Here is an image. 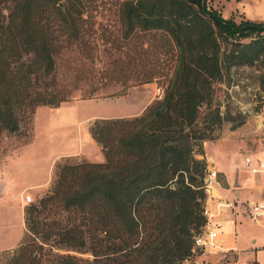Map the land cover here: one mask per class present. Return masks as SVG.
<instances>
[{
  "label": "trees",
  "instance_id": "obj_1",
  "mask_svg": "<svg viewBox=\"0 0 264 264\" xmlns=\"http://www.w3.org/2000/svg\"><path fill=\"white\" fill-rule=\"evenodd\" d=\"M10 1L8 15L0 8V128L15 133L17 110L31 113L66 100L30 95L35 69L49 75L55 68L51 32L40 19L44 7H56L65 23L81 10L60 7V0ZM208 1L126 2L122 21L129 30H165L176 46L163 97L138 115L93 121L89 133L105 162L60 168L53 190L26 210L34 248H19L11 264H181L192 256L194 236L205 223L203 143L231 118L209 107L212 84L223 67L261 63L264 70V22L225 18ZM204 105L209 108L200 114ZM57 205L72 217L47 222ZM50 241L86 249L92 259L46 251Z\"/></svg>",
  "mask_w": 264,
  "mask_h": 264
},
{
  "label": "rangeland",
  "instance_id": "obj_2",
  "mask_svg": "<svg viewBox=\"0 0 264 264\" xmlns=\"http://www.w3.org/2000/svg\"><path fill=\"white\" fill-rule=\"evenodd\" d=\"M128 1L136 2L60 0V7L72 5L81 10L68 23L61 20L56 7H44L40 19L51 32L55 68L49 75L35 69L30 95H56L66 100L57 107L38 105L31 113L29 109L17 110L21 121L15 133L0 128V264H11L19 248H34L37 241L31 234L27 237L23 219L25 222L30 205H38L53 190L61 167L100 163L90 160L105 162L103 153L89 146L83 137L93 121L115 115L118 116L110 118L132 117L120 114L135 113L145 101L158 100L155 88L165 89L168 84L176 63L174 41L162 29L129 30L127 22L122 21ZM208 5L223 17H232V0H211ZM12 7L10 0L0 5L5 15ZM221 73V78L212 84L213 102L209 107L219 106L221 114L231 118L213 132L214 139L205 141L213 143L209 156L217 152L220 159L215 164L224 165L233 152L240 155L242 163L244 157L250 156L255 165L258 160L254 155L264 153L262 64L223 67ZM209 107H201L200 114ZM78 147L87 153L71 155ZM205 160L207 169H211L210 161ZM241 167L244 172L246 168ZM216 181L224 185L221 174ZM27 196H32L31 203H26ZM57 207L45 219L47 222L72 217L60 205ZM244 207L243 215L231 216L229 225L219 230L220 237H225V253L197 251L181 264H264V225L256 227L248 207ZM24 244L27 247H22ZM49 244L44 247L46 251L53 248L52 252L58 254L92 259L86 249L77 252L55 245L54 241Z\"/></svg>",
  "mask_w": 264,
  "mask_h": 264
},
{
  "label": "crops",
  "instance_id": "obj_3",
  "mask_svg": "<svg viewBox=\"0 0 264 264\" xmlns=\"http://www.w3.org/2000/svg\"><path fill=\"white\" fill-rule=\"evenodd\" d=\"M232 1L234 3L232 17L238 19H248L252 21L264 22V0H232ZM123 98L126 99V96ZM149 103H150L149 101L147 102L145 101L144 105L141 106L139 111L135 113L120 114V115L121 116L136 115V114L138 115V113H140ZM115 116H110V117H115ZM83 137L85 138V142H87L89 146H92L93 148H96L98 151L103 153L100 150V147L92 138L88 129H86V133L83 135ZM211 144L213 143L212 142L203 143L204 155L207 161L208 160L210 161V165L213 166L214 170L216 171V174L222 175L224 182V185L220 186V184L217 181V184L215 185V188L212 192V197H214V202H211V205L213 206L212 203H215L217 198H222L226 201V203L232 205L233 207V209L221 208L219 210L217 220L219 223H221V226L219 227L220 230L222 227H226L229 225L231 216L234 217L239 213L241 214L244 213L243 212L245 208L244 205L249 207L251 204L264 200V173L252 174L249 171V169L245 166V162H244L246 157H250V156L244 157V161H243L244 163H242L239 157L240 155H236L233 152L230 153L231 156L228 157V161L226 164L224 165L215 164V160L218 159L219 154L216 152L212 156H209V154L211 153V147H213ZM85 152L86 151L83 149V147H78L76 150L71 152V155H78V154L83 155L85 154ZM102 155L104 156V154ZM254 157L256 160L264 162V153H259L258 155H254ZM236 159L237 161H235ZM90 161L93 163L103 162L101 160H96V161L90 160ZM241 165H243V167L246 168L244 169V172H241V168H242ZM40 186L37 185L36 187H40ZM254 222L256 227H260L264 225V217H260L259 219H257V221ZM23 227L25 229L24 219H23ZM220 238L223 245L225 241V237H220ZM232 249L233 248H229L230 251H233Z\"/></svg>",
  "mask_w": 264,
  "mask_h": 264
},
{
  "label": "built area",
  "instance_id": "obj_4",
  "mask_svg": "<svg viewBox=\"0 0 264 264\" xmlns=\"http://www.w3.org/2000/svg\"><path fill=\"white\" fill-rule=\"evenodd\" d=\"M154 96L156 99H161L163 97V89L161 87H156ZM264 115V107L262 111ZM264 120V118H261ZM245 166L250 170L252 174L264 173V162L258 161L255 165L253 164L250 157H246ZM208 168V167H207ZM216 171L213 166L211 169H207V175L205 178V192L207 198L203 204V216L205 218V223L201 228L200 232L194 236L192 243V252H200L202 254H218L225 253L226 249L223 248L222 242L219 239V227L221 223L218 222L217 216L221 208L233 209L232 205L226 203L222 198H217L215 203L214 197H212V192L217 184L216 181ZM32 202V196L26 197V203ZM247 213L253 221H257L260 217H264V200L257 203L251 204L248 207Z\"/></svg>",
  "mask_w": 264,
  "mask_h": 264
}]
</instances>
